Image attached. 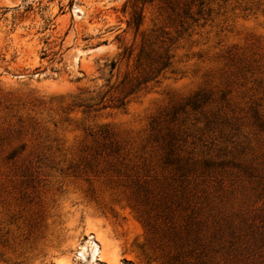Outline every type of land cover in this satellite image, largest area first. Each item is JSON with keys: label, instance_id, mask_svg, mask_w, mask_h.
Segmentation results:
<instances>
[{"label": "rangeland", "instance_id": "1", "mask_svg": "<svg viewBox=\"0 0 264 264\" xmlns=\"http://www.w3.org/2000/svg\"><path fill=\"white\" fill-rule=\"evenodd\" d=\"M0 264H264V0H0Z\"/></svg>", "mask_w": 264, "mask_h": 264}]
</instances>
